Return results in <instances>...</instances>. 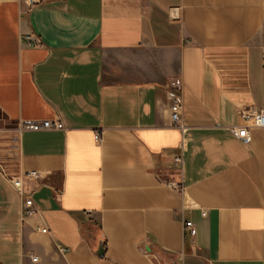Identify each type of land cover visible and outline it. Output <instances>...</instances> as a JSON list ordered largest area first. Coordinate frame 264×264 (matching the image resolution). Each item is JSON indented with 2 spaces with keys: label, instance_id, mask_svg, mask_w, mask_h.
<instances>
[{
  "label": "crops",
  "instance_id": "crops-1",
  "mask_svg": "<svg viewBox=\"0 0 264 264\" xmlns=\"http://www.w3.org/2000/svg\"><path fill=\"white\" fill-rule=\"evenodd\" d=\"M241 111H264V0H0V264H264V128L237 139Z\"/></svg>",
  "mask_w": 264,
  "mask_h": 264
},
{
  "label": "built area",
  "instance_id": "built-area-1",
  "mask_svg": "<svg viewBox=\"0 0 264 264\" xmlns=\"http://www.w3.org/2000/svg\"><path fill=\"white\" fill-rule=\"evenodd\" d=\"M22 42L28 46L39 45V41L34 38L32 35H25L22 37ZM183 81L180 78H175L170 81L169 87L166 91V98L169 103L170 117L173 126L177 127L182 133H185L187 128L183 124V114H184V100H183ZM241 117L246 122V125L241 127H232V134L239 140H242L244 143L249 144L251 142L250 130L254 128H264V111H241ZM0 122V130L1 128ZM65 126L63 122L59 119L56 120H40V121H20L17 130H28V131H43V130H64ZM95 139L97 142H101L102 134L101 132L95 133ZM174 165L180 171L183 170L184 166V154L174 158ZM1 168V167H0ZM3 174L12 184V186L20 193L24 198V204L22 208V218L30 217L36 214V209L34 207V201L32 197L27 196L23 191L22 180L18 177L7 176L4 172ZM26 177L39 178L40 175L37 172H30L26 174ZM166 186L169 188L183 193L185 191L183 181H166ZM186 234L191 237L197 235L198 231L196 226L192 221H186L184 225ZM43 233H47V229H40ZM67 249L61 248V252H66ZM34 262L37 261V258L32 259Z\"/></svg>",
  "mask_w": 264,
  "mask_h": 264
},
{
  "label": "water",
  "instance_id": "water-1",
  "mask_svg": "<svg viewBox=\"0 0 264 264\" xmlns=\"http://www.w3.org/2000/svg\"><path fill=\"white\" fill-rule=\"evenodd\" d=\"M99 255H100L101 257L104 256V248H103V246L100 247Z\"/></svg>",
  "mask_w": 264,
  "mask_h": 264
},
{
  "label": "rangeland",
  "instance_id": "rangeland-1",
  "mask_svg": "<svg viewBox=\"0 0 264 264\" xmlns=\"http://www.w3.org/2000/svg\"><path fill=\"white\" fill-rule=\"evenodd\" d=\"M0 122H1V124H2V119L0 118Z\"/></svg>",
  "mask_w": 264,
  "mask_h": 264
}]
</instances>
